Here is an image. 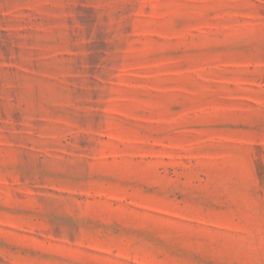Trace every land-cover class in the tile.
I'll use <instances>...</instances> for the list:
<instances>
[{"label": "rangeland", "instance_id": "1", "mask_svg": "<svg viewBox=\"0 0 264 264\" xmlns=\"http://www.w3.org/2000/svg\"><path fill=\"white\" fill-rule=\"evenodd\" d=\"M0 264H264V0H0Z\"/></svg>", "mask_w": 264, "mask_h": 264}]
</instances>
